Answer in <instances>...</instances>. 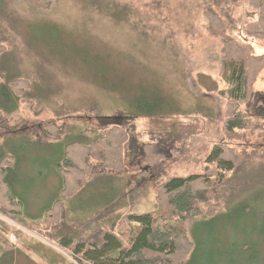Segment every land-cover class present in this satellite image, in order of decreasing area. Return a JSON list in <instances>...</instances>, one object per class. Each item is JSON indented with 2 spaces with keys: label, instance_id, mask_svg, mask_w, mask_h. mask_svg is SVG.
Masks as SVG:
<instances>
[{
  "label": "rangeland",
  "instance_id": "1",
  "mask_svg": "<svg viewBox=\"0 0 264 264\" xmlns=\"http://www.w3.org/2000/svg\"><path fill=\"white\" fill-rule=\"evenodd\" d=\"M212 14L226 36L264 55V41L245 33L256 19L247 0H0V155L12 157L9 183L24 204L21 216L0 214V264H78V243L117 233L128 215L157 212L158 186L202 174L216 145L264 161V70L240 107L248 128L235 138L225 133V99L197 83L198 73L222 74ZM16 79L25 83L15 91ZM147 102L153 115L139 116ZM50 124L57 130L46 131ZM119 125L130 136L123 169L93 161L82 192L60 197L56 164L65 147ZM57 199L66 215L52 225L44 214ZM254 206L250 217L233 210L215 222L190 220L196 250L187 264H264L256 216L264 202Z\"/></svg>",
  "mask_w": 264,
  "mask_h": 264
},
{
  "label": "trees",
  "instance_id": "2",
  "mask_svg": "<svg viewBox=\"0 0 264 264\" xmlns=\"http://www.w3.org/2000/svg\"><path fill=\"white\" fill-rule=\"evenodd\" d=\"M247 3L256 19L248 23L246 36L264 41V0H247ZM212 16L217 20L210 31L223 39L222 74L218 79L198 73L197 83L204 91L225 99V133L235 138L248 128L249 116L240 107L248 102L253 83L264 70V55H257L248 39L239 41L226 36L221 30L222 20ZM3 41L0 38V55L6 49ZM24 83L25 80H12L10 88L16 86V91ZM222 83L226 88H222ZM146 106L147 112L139 105V116L153 115L154 103L147 102ZM55 126L50 124L45 129L57 130ZM129 138L128 130L119 125L91 144L76 140L67 145L56 164L63 179L58 195L69 200L82 192L85 181L94 173L93 161L102 160L112 171H121ZM145 148L148 161H153L156 154L152 147ZM11 158L0 155V214L15 218L23 215L24 204L9 183ZM204 165L202 174L171 177L161 183L157 188V212L128 215L117 233L105 232L100 242L78 243L72 250L78 264H187L196 250V243L188 234L190 220L201 217L215 222L220 215L233 210L250 217L253 205L255 208L264 202V161H256V155L239 154L229 144H219L214 146ZM65 215L66 208L57 199L44 217L49 224L58 225ZM256 216L264 224V209L260 208ZM5 242L2 243L6 245ZM61 246L66 248L65 244Z\"/></svg>",
  "mask_w": 264,
  "mask_h": 264
}]
</instances>
